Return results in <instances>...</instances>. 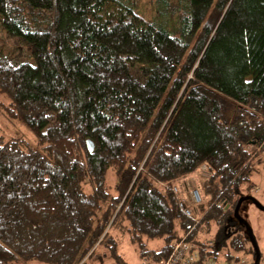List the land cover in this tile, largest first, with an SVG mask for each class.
I'll use <instances>...</instances> for the list:
<instances>
[{
  "label": "trees",
  "instance_id": "16d2710c",
  "mask_svg": "<svg viewBox=\"0 0 264 264\" xmlns=\"http://www.w3.org/2000/svg\"><path fill=\"white\" fill-rule=\"evenodd\" d=\"M147 7L0 0V114L33 137L0 134V264L164 260L191 228L171 187L201 166V256L254 259L234 209L264 179V0Z\"/></svg>",
  "mask_w": 264,
  "mask_h": 264
},
{
  "label": "rangeland",
  "instance_id": "374dc122",
  "mask_svg": "<svg viewBox=\"0 0 264 264\" xmlns=\"http://www.w3.org/2000/svg\"><path fill=\"white\" fill-rule=\"evenodd\" d=\"M141 2H142V10H147L148 0H141ZM11 48H14L13 42L10 41L6 37L5 33L2 32L1 28H0V51L4 54H7L8 49H11ZM26 50H27L26 48L19 50V54L23 55L25 53L24 51H26ZM23 59H25V58H23ZM24 61H29V59L27 58ZM0 134H4L6 136L19 137V138L27 140L28 142L33 141V137L27 129L21 127V125H19L17 123L7 122L1 116V114H0ZM249 151L252 152V156L255 155V158L253 159L254 165H256L257 163L262 161V159L264 158V154L260 153L259 156L257 155L259 153V149H254L252 147V148H249ZM258 167L259 166L255 167V168H258ZM205 175H206V168H205V166H201L199 171L196 174H194L193 176H189L187 179H185L183 181L184 187L181 188L182 195H183L182 197L185 198L189 204H190L189 191H191L192 189H197L199 191L197 184H198V182H200L202 180V178H203L202 176H205ZM253 181H254L256 186L252 190L251 194L258 202H260V204L262 206H264V179H263L262 169L260 167L258 169V173H256L254 175ZM180 183H182V182H180ZM201 197H202V195H201ZM197 209L194 207V211H196ZM208 209H209V206L207 204V201L205 200V198H203V203L197 211V213H198V219L197 220H199V225H197L192 230L193 235H192V237H190L192 239L194 238L193 239L194 241L195 240H199V242H203V241L209 242L210 241L208 238H206L207 236H205L206 234L203 231L200 232V230H201L200 226H201L202 220H203L205 214L207 213ZM240 215L245 220V222H247L250 225V227L252 228L255 239H257V241H258L259 250L262 254V259L260 261V264H264V211L258 210L252 203L244 202V203H242V205L240 207ZM197 229L199 230V232L196 231ZM196 233H197V235H195ZM125 242L123 243V245L121 247V251L124 253L127 261L130 264H139V260L136 256L135 251L133 250V248L129 244H127V241H125ZM151 246L154 247L155 244H152ZM84 259H86V258H84ZM84 259H83V261H84ZM251 259H252V257H251ZM251 262H253V260H251ZM140 264H141V262H140Z\"/></svg>",
  "mask_w": 264,
  "mask_h": 264
},
{
  "label": "built area",
  "instance_id": "2783aa9c",
  "mask_svg": "<svg viewBox=\"0 0 264 264\" xmlns=\"http://www.w3.org/2000/svg\"><path fill=\"white\" fill-rule=\"evenodd\" d=\"M256 149H259L260 151L261 146L256 147ZM262 154H264V152H262ZM181 188L183 187L176 184L171 187V192L176 199L178 208L181 211L182 215L191 222L190 230L185 233L178 241L171 244V250L166 259L161 260L157 263L151 262L148 259H143L141 261V264H252V259L247 254L240 255L236 259L229 262L215 261L213 259L201 256V249L212 246V241L197 242L198 240L194 241V238L192 239L190 237H192L193 235L192 230L197 225H199V220H197V211L203 203V197H201L200 195V190L198 191L197 189H192L191 191H189V204L188 201L182 197L183 195ZM194 207L198 209L194 211Z\"/></svg>",
  "mask_w": 264,
  "mask_h": 264
},
{
  "label": "water",
  "instance_id": "95a60500",
  "mask_svg": "<svg viewBox=\"0 0 264 264\" xmlns=\"http://www.w3.org/2000/svg\"><path fill=\"white\" fill-rule=\"evenodd\" d=\"M86 146H87V150L89 152H92L94 149V145L90 140L86 141ZM244 202H249L252 203L258 210L260 211H264V206H262L254 197L252 196H244L241 197L237 200L236 202V206L234 209V216L235 218H239V209L242 205V203ZM243 226L245 227V229L247 230L248 236L250 238L251 244H252V248L254 251V259H253V264H260L261 261V253L258 247V243L255 239V236L253 234V231L251 229V227L245 222L243 221Z\"/></svg>",
  "mask_w": 264,
  "mask_h": 264
},
{
  "label": "crops",
  "instance_id": "0c3cea01",
  "mask_svg": "<svg viewBox=\"0 0 264 264\" xmlns=\"http://www.w3.org/2000/svg\"><path fill=\"white\" fill-rule=\"evenodd\" d=\"M241 255H244V254H241ZM240 256V255H239ZM239 256H237V257H239Z\"/></svg>",
  "mask_w": 264,
  "mask_h": 264
}]
</instances>
